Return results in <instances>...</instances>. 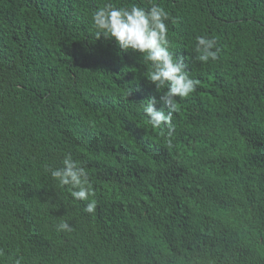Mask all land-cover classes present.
<instances>
[{
    "label": "trees",
    "instance_id": "obj_1",
    "mask_svg": "<svg viewBox=\"0 0 264 264\" xmlns=\"http://www.w3.org/2000/svg\"><path fill=\"white\" fill-rule=\"evenodd\" d=\"M109 2L169 14V51L198 81L170 127L140 106L168 111L150 63L95 35ZM199 36L217 59H198ZM67 153L94 214L46 171ZM17 260L264 264V0H0V264Z\"/></svg>",
    "mask_w": 264,
    "mask_h": 264
},
{
    "label": "clouds",
    "instance_id": "obj_2",
    "mask_svg": "<svg viewBox=\"0 0 264 264\" xmlns=\"http://www.w3.org/2000/svg\"><path fill=\"white\" fill-rule=\"evenodd\" d=\"M168 19V12L156 3L145 8L138 4L126 7L114 6L109 2L95 9L91 15L97 39L103 36L114 40L123 52L132 51L140 54L143 61L151 65L147 80L154 84L158 91L166 88L160 101L167 107V112L157 109L155 97H150L140 103L153 128H160L162 125L170 127L176 98L187 97L198 84V81L188 75L184 62L178 58L174 59L169 51L166 25ZM216 44L215 38L197 37L198 59L205 63L210 59H217ZM46 171L50 173L59 188L67 190L73 201L85 202L84 211L86 213H95L97 204L92 199L88 172L80 161L73 158L71 153L64 155L62 167H48ZM57 229L70 231L67 221H61ZM16 264H20V261L17 260Z\"/></svg>",
    "mask_w": 264,
    "mask_h": 264
}]
</instances>
